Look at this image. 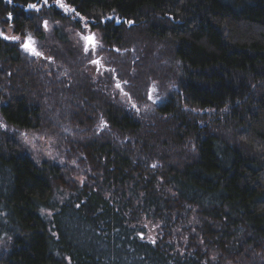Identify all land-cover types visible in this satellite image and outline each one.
Wrapping results in <instances>:
<instances>
[{
    "label": "trees",
    "instance_id": "trees-1",
    "mask_svg": "<svg viewBox=\"0 0 264 264\" xmlns=\"http://www.w3.org/2000/svg\"><path fill=\"white\" fill-rule=\"evenodd\" d=\"M63 2L0 0L13 35L86 22L105 62L94 78L60 27L50 63L0 36V264H264V0ZM148 52L177 89L139 118L107 93L143 100ZM66 105L75 168L37 163L14 134Z\"/></svg>",
    "mask_w": 264,
    "mask_h": 264
},
{
    "label": "rangeland",
    "instance_id": "rangeland-1",
    "mask_svg": "<svg viewBox=\"0 0 264 264\" xmlns=\"http://www.w3.org/2000/svg\"><path fill=\"white\" fill-rule=\"evenodd\" d=\"M61 11V10H60ZM63 12V11H62ZM65 16H69V13L63 12ZM73 19V17H72ZM47 21V28L44 26V22H42V33H37L35 36L31 33L28 36H31L34 41V47L41 53V56H34L30 55L28 52L24 51V49L21 47V56L24 59L28 60H36L38 58L48 60L49 63L52 61L51 58H49L47 55V50H50L54 46H56V42L54 41V38L52 36V31L54 27H60L64 35L67 38V41L71 45V48L77 53L82 54L85 53L84 47L86 44V41L83 39L84 36H94V47L93 45H89V51L87 53H90V60H89V71L94 76V78H98L101 76V72L105 68V62L102 60L100 56H98L97 52L100 49V35L97 31H91L87 27L84 26L86 22H81L80 28L75 29L71 27L68 24H72L71 21ZM1 29L2 34L8 37H15V35L12 34V32L9 29ZM38 34L42 35L43 38L39 39ZM25 40V38H20L19 43L21 46V43ZM167 58V57H166ZM151 60V61H148ZM93 61H99L98 64H94ZM157 61V58H154L149 52L146 57V62L148 64V68H146L144 73H153L154 77H151L147 80V85L145 86V92L143 94V100L139 101L137 100L131 93L133 89H130L127 84H122L119 81H115L112 88L109 90L107 95L109 96L110 101L115 105L126 112L135 115L139 118H149L156 114L157 110L164 105L170 98L176 93V86L173 84H170L168 82L167 75L165 73L171 74L178 72L177 65L172 66V61L165 59V61L159 64L152 62ZM41 63V62H40ZM152 71V72H151ZM135 75L139 76V72H135ZM148 76V75H144ZM160 78L154 79L155 77ZM51 78V76H47ZM115 78V77H114ZM136 81V79H132L131 82ZM120 83L121 89H123V92H127L128 95L125 96L121 89L116 88V84ZM154 89V91H152ZM151 91L152 99L148 98L149 92ZM153 100H155V103H153ZM3 100L0 101L2 103ZM60 102V101H59ZM135 104L136 107L133 108L132 105ZM63 105V104H62ZM67 106V105H66ZM67 106L66 109H61L59 111V114L54 118V108H51L48 111V114H46L43 117L44 123L42 124V127L37 131H20L19 133L14 134L15 138L22 144L23 148L26 150V152L37 162L41 163L43 161H48L51 163H55L60 167H65L66 169L70 166L75 168L72 161H69V164L66 163V147L63 142H65L68 138H75V136L71 133V128H69V107ZM63 108V107H62ZM68 109V110H67ZM59 119V120H58ZM0 124L1 118H0ZM24 133L28 137V141H25L24 136L21 134ZM80 181V178H77ZM56 198L58 200L63 199V193L59 192L56 194Z\"/></svg>",
    "mask_w": 264,
    "mask_h": 264
},
{
    "label": "snow or ice",
    "instance_id": "snow-or-ice-1",
    "mask_svg": "<svg viewBox=\"0 0 264 264\" xmlns=\"http://www.w3.org/2000/svg\"><path fill=\"white\" fill-rule=\"evenodd\" d=\"M9 2H11V0H9ZM55 2L60 8H63L66 12L73 11V9L68 8V6L63 2V0H55ZM44 3L47 4V0H44ZM28 8L29 9H36L37 11H39L36 4H29ZM76 15L79 16V13H76ZM9 19H11V14H9ZM80 19L83 20L84 18L80 17ZM109 19H111V18H109ZM128 23H132V22L128 21ZM44 26H45V28H47V21L44 22ZM86 27H87V25H86ZM0 35H2V33H0ZM3 38L4 39H12V40H19L20 39L19 37H8V36H4ZM83 39L86 41L84 51H85V53H87L89 51V45H93V47H94V36H84ZM21 47L24 49V51L28 52L30 55H34V56H38V57L41 56V53L39 51H37V49L34 47V41H33L31 36H28L25 38V40L21 43ZM93 63L98 64L99 61H93ZM125 83H127V81H125ZM116 88L121 89V85L119 82L116 84ZM121 91L123 92V89H121ZM152 91H154V89ZM123 94L125 96L128 95L127 92H123ZM148 98L152 99L151 91L149 92ZM153 103H155V100H153ZM132 107L135 108L136 105L133 104ZM3 126L4 125L0 124V127H3ZM105 126L106 125L104 124V122L101 121V127H105ZM21 135L24 136L26 142H29L26 134L22 133ZM153 167H155V165H153ZM141 238L143 239V236Z\"/></svg>",
    "mask_w": 264,
    "mask_h": 264
},
{
    "label": "flooded vegetation",
    "instance_id": "flooded-vegetation-1",
    "mask_svg": "<svg viewBox=\"0 0 264 264\" xmlns=\"http://www.w3.org/2000/svg\"><path fill=\"white\" fill-rule=\"evenodd\" d=\"M28 10H31V9L26 8V9H25V12L27 13ZM27 28H29V27H27ZM0 33H2V32L0 31ZM30 33H31V35L33 34V35L35 36V34H36V29H35V28H32V29H26V30H24L23 34H21V35H15V37H19V38H22V37H23V38H26V36L29 35ZM0 36L3 38L5 35L2 34V35H0ZM3 39H4V38H3ZM4 40L14 42V43L17 45V50H18V52H19L20 54H22V53H21V46H20V44H17V43H19V40H12V39H4ZM22 56H23V55H22Z\"/></svg>",
    "mask_w": 264,
    "mask_h": 264
}]
</instances>
